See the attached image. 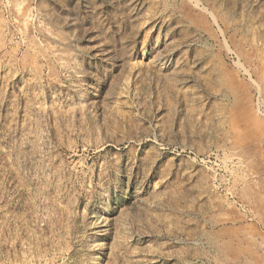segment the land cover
<instances>
[{
	"label": "rangeland",
	"instance_id": "374dc122",
	"mask_svg": "<svg viewBox=\"0 0 264 264\" xmlns=\"http://www.w3.org/2000/svg\"><path fill=\"white\" fill-rule=\"evenodd\" d=\"M0 264H264V0H0Z\"/></svg>",
	"mask_w": 264,
	"mask_h": 264
},
{
	"label": "bare ground",
	"instance_id": "6f19581e",
	"mask_svg": "<svg viewBox=\"0 0 264 264\" xmlns=\"http://www.w3.org/2000/svg\"><path fill=\"white\" fill-rule=\"evenodd\" d=\"M153 139L155 140V143H154L155 145L152 146L154 149V155H153L152 161L155 164H165V163L170 164L171 163V165H174L177 160H181L182 158L190 159L189 151L187 150V148H185V147L179 148L177 146H174L173 145L174 142H172L170 140L163 141L157 137H155V138L153 137ZM135 141L137 142L138 139L137 140L135 139ZM150 145H152V144H150ZM193 160L195 161V158L191 159V162H193ZM186 161H188V160H186ZM177 163H179V162H177ZM165 165H167V164H165ZM170 166H168V167L170 168ZM177 167H179L178 164H177ZM173 169H174V167H173Z\"/></svg>",
	"mask_w": 264,
	"mask_h": 264
}]
</instances>
